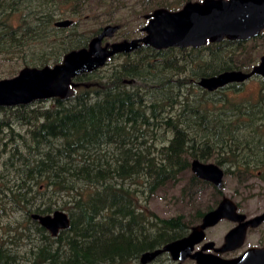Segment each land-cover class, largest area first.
Returning a JSON list of instances; mask_svg holds the SVG:
<instances>
[{"label": "trees", "instance_id": "trees-1", "mask_svg": "<svg viewBox=\"0 0 264 264\" xmlns=\"http://www.w3.org/2000/svg\"><path fill=\"white\" fill-rule=\"evenodd\" d=\"M84 1L79 0V12L91 9ZM56 3L0 0V21L8 30L12 27L8 16H21L12 39L22 57L28 55L24 49L34 37L56 30L51 27L55 17L64 15ZM78 36L72 44L66 39L56 47L48 45L56 50L40 55L39 62L29 64L32 57L21 60L25 66L59 63L64 53L85 47L92 37ZM256 42L264 46V32ZM216 44L208 48L207 67L197 65L200 76L247 66L242 59L234 62L218 56L220 50L234 56L238 45ZM184 54V49L176 48L139 50L107 73L102 66L74 77L72 96L54 97L51 106L0 107V216L7 209L15 215L14 227L1 228V235L8 238L0 239V264L124 262L135 254L124 244L134 239L132 235H178L194 213L198 217L204 211L195 208V196L211 183L191 172L192 159L218 162L223 145L225 152L239 155L259 158L264 153L260 122L264 93L254 100L234 101L219 96L223 90L193 91L196 83L184 75ZM192 60L200 61L197 53ZM217 104L244 105L247 113L252 106L254 122L243 124L242 108H235L238 116L228 121ZM186 171H190L187 178ZM181 182L180 197L194 203L190 214L164 218L139 206V196L149 201L158 191L166 192ZM56 209L68 214L70 225L52 236L31 215ZM29 235H37L39 243L30 245L28 260H21L24 255L10 243L18 247L20 239L31 242Z\"/></svg>", "mask_w": 264, "mask_h": 264}, {"label": "flooded vegetation", "instance_id": "flooded-vegetation-1", "mask_svg": "<svg viewBox=\"0 0 264 264\" xmlns=\"http://www.w3.org/2000/svg\"><path fill=\"white\" fill-rule=\"evenodd\" d=\"M59 5L60 13L64 14L58 20L70 19L72 20V24L66 27H56L57 33L61 34L60 41H67L70 38V41L74 42L76 38V32L73 29L76 23V16L79 13V0H56ZM203 0H92L91 4V13L92 15H88L89 17H93V22L101 23L100 26L96 29V36L99 32H101L106 26H117V29L113 32L111 36L104 37L102 39V45L108 44V48L113 43L121 42L124 40H133V39H141L146 35L144 31V27L149 22L152 17V13L158 8H165L169 11H177L181 9L186 3L189 2H202ZM160 3L168 4L170 6H161ZM65 5V6H64ZM90 5V2H89ZM131 11V17L136 18V22L138 26H135L133 31L127 32L131 36H128L127 33L123 34L120 38L115 39L114 36L121 29H125L127 25V18L123 15L125 10ZM66 13V14H65ZM57 21V20H56ZM55 22V21H54ZM54 24V23H53ZM20 26V24H19ZM17 30L13 26L11 29H7V25L0 21V62L4 63H12L15 59V39H12V34ZM264 32V29L260 31L257 36L250 38H235L229 39L227 37H223L221 40L217 42H211L207 40L204 45L193 47H168V48H176V49H184L185 55V77L188 80L193 81L194 85L198 86L197 81L206 76H200L198 71H201L197 65H202V68L207 67L208 63V51L210 44L217 43V47L224 46L226 44L234 43L241 48H233L235 50L234 56L228 53H224V51L220 50L222 54H218V56L222 57V60L226 61H234L239 62L240 59L243 60L247 66H242L240 68H233L228 70H243L249 71L253 65L256 63V59L254 57V42L260 36L261 33ZM92 36V37H93ZM91 37V38H92ZM90 38V39H91ZM39 39L38 37H34L36 41ZM89 39V40H90ZM89 42V41H88ZM88 45V43H87ZM86 45V46H87ZM148 48L159 50H166L168 48L157 49L152 46H148L145 44H141L139 48L132 50L130 52H120L116 53L113 56L109 57L107 62L112 58H116L119 56H130L132 54H136L139 50H146ZM227 51H230L227 48ZM68 52V51H67ZM194 53L198 54V59L200 60L198 63H193L195 61L192 60V56ZM65 54V53H64ZM263 56V55H261ZM260 56V57H261ZM24 58L28 57V55L23 56ZM20 57L21 59L23 58ZM254 57V59H253ZM259 57V59H260ZM63 58V57H62ZM197 60V59H194ZM60 63V62H59ZM196 65V66H195ZM115 66V65H113ZM26 67V66H24ZM30 67H38V66H30ZM41 67V66H40ZM23 68V67H22ZM21 68V69H22ZM20 71V70H19ZM18 71V72H19ZM226 71V70H224ZM17 72V73H18ZM17 73H8L1 74L0 79L11 78L15 76ZM220 73V72H219ZM218 74V73H217ZM216 75V74H213ZM210 75V76H213ZM260 77L258 75H254L252 77ZM251 77V78H252ZM251 78L238 83H229L224 87L217 89L226 91L227 89H234L235 91H239V86L246 83ZM262 79V77H260ZM263 80V79H262ZM264 81V80H263ZM131 82V80H128ZM203 89V88H202ZM207 91V90H205ZM216 91V90H214ZM208 91V92H214ZM53 98H49L48 100H52ZM0 107H11V106H0ZM224 108L225 110H222ZM235 108H242L244 111L241 114V119L243 124H250L254 122L255 113L254 108L251 106L250 110L245 112V106L240 104L235 105H226L219 104L218 109L221 110V117H224L226 120L231 121L234 120L233 117H237L239 114L238 110ZM233 118V119H231ZM260 122L263 123L264 127V113L260 119ZM227 150V146H221L220 159L218 162H213L217 164L223 170V182L220 188H216V192H212V196L214 195V199L216 200L215 204L211 205V208L202 210L200 216H195L189 218V222L186 227L182 228V232L178 235H132L134 239L129 242L125 241L126 249L130 247L133 249L132 251L135 253L133 257L128 258L124 262L114 263V264H201L200 261L203 258H208L209 260H213L214 262L207 264H216L215 259L219 258L221 260H231V259H239L241 258L248 250H259L264 249V218L257 225L246 224L244 231V238L239 246L234 248H229L222 250L225 246H231L229 243H226V236L229 235L231 231L234 229H238L240 226L245 224L246 221L251 220L255 217H258L264 213V153H259L258 157H255V154L248 155L243 152V154L239 155L238 152H225ZM223 152V153H222ZM193 160V159H192ZM191 160V161H192ZM201 162H209V161H201ZM191 169V162H190ZM192 172V171H191ZM241 175H244L242 178ZM232 177L237 181L236 184L232 185V188L227 186L225 183V178ZM211 187H214L211 184ZM229 187V188H227ZM225 198L230 199L235 206V213L237 215H243V218H221L214 225L207 226L200 233L202 235H189L193 229L199 228L203 221V217L206 212L213 210L216 208ZM255 205L252 207V205ZM237 235V234H234ZM33 237L32 235H29ZM31 240V241H32ZM179 246L174 248L173 250H165L164 247L167 244L182 241ZM30 243V242H29ZM234 245V243H232ZM37 245V244H34ZM159 251L153 257L145 256L146 253H153ZM23 260V258L21 259ZM28 260V258L24 259ZM249 264H264V257L260 255H253L250 260L248 259ZM246 262V261H245ZM242 261L240 264H247Z\"/></svg>", "mask_w": 264, "mask_h": 264}, {"label": "water", "instance_id": "water-1", "mask_svg": "<svg viewBox=\"0 0 264 264\" xmlns=\"http://www.w3.org/2000/svg\"><path fill=\"white\" fill-rule=\"evenodd\" d=\"M72 20L63 19L54 22L56 27H66ZM117 26H106L96 36H93L85 47L72 49L63 55L60 63L41 67L26 66L11 78L0 79V106H16L29 104L36 100L54 97L68 98L74 93L73 78L104 66L109 57L120 52H130L141 44L157 49L168 47H198L207 40L217 42L223 37L229 39L250 38L257 36L264 29V0H203L202 2L186 3L177 11L158 8L152 13L144 27L146 35L141 39L124 40L102 45L104 37L111 36ZM254 75L264 80V55L249 71L226 70L213 76L202 77L197 81L198 86L214 91L229 83L243 82ZM191 171L198 178L220 188L223 182V170L213 162L191 161ZM1 214V207H0ZM32 218L47 229L52 236L59 230L67 229L70 225L68 214L63 210H54L49 214L33 213ZM243 218L235 213L233 202L225 198L216 208L206 212L199 228L189 235H202L200 232L207 226L214 225L221 218ZM264 218V213L248 220L238 229L226 236L222 250L239 246L244 238L246 224L257 225ZM237 234V235H234ZM184 240L167 244L165 250H173ZM234 243V245L232 244ZM159 251L146 253L144 257H153ZM253 255L264 257V249L248 250L241 258L231 260L215 259L216 264H249L248 259ZM214 262L203 258L200 263Z\"/></svg>", "mask_w": 264, "mask_h": 264}, {"label": "rangeland", "instance_id": "rangeland-1", "mask_svg": "<svg viewBox=\"0 0 264 264\" xmlns=\"http://www.w3.org/2000/svg\"><path fill=\"white\" fill-rule=\"evenodd\" d=\"M84 1V0H83ZM87 2H90L91 6V2L92 0H85ZM83 2L85 4H87L86 2ZM95 1V0H93ZM135 1V0H132ZM25 13V12H24ZM23 13V14H24ZM125 18H127V25L126 28L123 30L121 29L120 31H118L114 36L117 38H120L123 34L127 33V32H132L135 26H138L137 24V20L136 18H132L131 17V11L128 9H126L123 12ZM22 14V15H23ZM88 15H92L91 13V9H89L88 11H82L78 13V16H76V23L73 27V29L76 32V38H80L78 35L82 34V39L88 37V36H92L93 32L96 31L97 27L100 26V24L102 23H96L93 22V17H89ZM57 16L55 17V21ZM7 23L11 26H13L14 28H17L19 26V23L21 21V16L19 14H13L11 17L8 16L7 19ZM52 28H55L54 25L51 26ZM128 36H131L129 33H127ZM61 34L57 33V30L55 29H51V31L48 33V35H41L40 37H38L39 39H37L36 41L33 40L31 41V43H28V46L25 47L24 52L28 54V57H32L29 61V64L34 63L35 61L39 62V56L40 55H44L47 56L49 54H52L56 49L53 48H49L48 45H53V47H56L57 43L60 44V39H61ZM40 39H44L43 42H40ZM90 39V38H89ZM76 41V40H75ZM74 41V42H75ZM72 41H66V43H71ZM72 44V43H71ZM259 47L256 49V51L254 50V57L256 59V62H258L259 57L261 55H264V46L260 45L259 46V42H254V47ZM21 54H18L15 51V59L14 61L11 63H4V62H0V73L1 74H8V73H17L22 67L25 66L23 60H21ZM136 56V54L134 53L133 55L130 56H119L116 58H112L111 60L108 61L107 64H105V66L102 67V71L103 73H107L109 72L110 68L113 65H116L118 63L124 62L127 59H132ZM253 57V59H254ZM46 65H54L53 63H48ZM193 91L195 89V91L197 92H202L201 89L199 87H197L196 85H193ZM224 93L219 94L220 95H227L230 98H232L234 101H240V100H254L255 98H257V96L261 93H264V87L262 86V79L260 77H252L250 80H248L246 83H244L243 85L239 86V91H235L234 89H227L226 91H223ZM217 96V95H216ZM31 107H41V106H51V100L48 99H44V100H36L34 102H31ZM216 107H218V104L216 105ZM15 127L16 129H19V126L16 125L15 122ZM1 150V148H0ZM1 152V151H0ZM209 162H214V160L210 159L208 160ZM190 171H186L185 172V178L188 177ZM225 183L227 184V186H229L230 188H232V185L236 184L237 181H235V179H233L232 177H227L225 178ZM183 182L179 183L177 186L173 187V188H169L165 191H158L156 194H154L151 199L149 201H146L142 196H139L138 200H139V206L143 207L146 212H154L156 213L158 216L160 217H172V216H176L179 213H184V214H190V212H193L195 208H200L201 210H206L210 205L214 204V195L212 196V192L214 191V187L211 186H205V188H203L204 190H202V192H200L198 195L195 196V203H196V207L193 209V204L194 203H190L189 200L185 197H180V187L182 186ZM227 187V188H229ZM188 200V202H187ZM255 205L253 204L252 207H254ZM1 207V204H0ZM15 220V215L12 214V212L9 211V209H7L6 214L5 215H1L0 216V239L2 238H8V235H1L2 234V229L4 227H6L7 225H10V227H14L15 222H13ZM2 228V229H1ZM7 228V227H6ZM33 240L29 243L27 242V240H23L20 239L18 240V247H16L14 244L10 243V247H13V250H16L18 253L24 255L23 259L28 258L29 253L28 251L31 249V244H37L39 243V238L37 235H32Z\"/></svg>", "mask_w": 264, "mask_h": 264}]
</instances>
